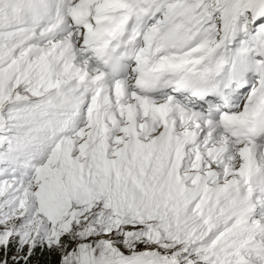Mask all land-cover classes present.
I'll return each instance as SVG.
<instances>
[{
  "label": "snow or ice",
  "instance_id": "6c2138e0",
  "mask_svg": "<svg viewBox=\"0 0 264 264\" xmlns=\"http://www.w3.org/2000/svg\"><path fill=\"white\" fill-rule=\"evenodd\" d=\"M0 264H264V0H0Z\"/></svg>",
  "mask_w": 264,
  "mask_h": 264
}]
</instances>
